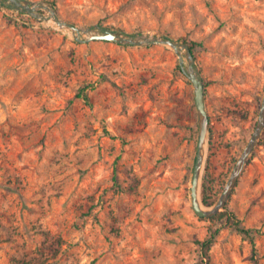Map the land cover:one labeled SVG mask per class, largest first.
I'll return each instance as SVG.
<instances>
[{
    "label": "rangeland",
    "instance_id": "obj_1",
    "mask_svg": "<svg viewBox=\"0 0 264 264\" xmlns=\"http://www.w3.org/2000/svg\"><path fill=\"white\" fill-rule=\"evenodd\" d=\"M33 1L83 27L196 43L210 116L200 196L214 205L264 99V0ZM39 13L0 0V264H199L213 232L209 264H264V132L224 209L253 244L194 209L199 113L178 53L78 38Z\"/></svg>",
    "mask_w": 264,
    "mask_h": 264
},
{
    "label": "water",
    "instance_id": "obj_2",
    "mask_svg": "<svg viewBox=\"0 0 264 264\" xmlns=\"http://www.w3.org/2000/svg\"><path fill=\"white\" fill-rule=\"evenodd\" d=\"M17 8L27 10L35 13L41 8L47 9L50 14H41L45 19L53 18L60 26L71 28L76 32L78 38L83 34L87 35L86 40L90 39H104L113 40L123 44H152L160 43L171 46L180 56V65L184 72L190 78L195 89V100L199 113L200 137L198 143V152L193 170L191 195L194 209L200 216L212 217L226 208V205L233 193V190L239 180V177L249 160V157L260 140L264 132V99L262 102L259 118L254 129V132L242 152L238 162L236 163L226 186L220 195L219 199L214 205L205 206L200 198V190L202 185L203 171L206 160V150L209 141L210 132V116L206 104V86L202 72L197 67L196 56L192 47L187 42L179 41L171 36L158 34H130L122 30L111 28H93L83 27L73 22L65 20L56 10L54 4L50 2H41L33 0H10ZM187 58V61L185 59Z\"/></svg>",
    "mask_w": 264,
    "mask_h": 264
},
{
    "label": "trees",
    "instance_id": "obj_3",
    "mask_svg": "<svg viewBox=\"0 0 264 264\" xmlns=\"http://www.w3.org/2000/svg\"><path fill=\"white\" fill-rule=\"evenodd\" d=\"M186 42V41H185ZM190 46L192 47V50L194 51V46L196 45L195 42H190ZM195 53V51H194ZM79 96H83L86 100L90 99L89 94L85 91L84 88L80 89V92L78 94ZM208 186L204 182L203 184V201L206 204H212L210 202V196L208 195ZM213 218H226L232 226H234L240 233H242L246 238H249L253 244H255L256 238L254 234V229L247 227L241 218L232 210H222L218 214L212 216ZM217 238V232H213L210 236L205 238L204 240H200V246L202 249L203 257L201 258V262L199 264H209V257H210V250L214 243L216 242Z\"/></svg>",
    "mask_w": 264,
    "mask_h": 264
},
{
    "label": "bare ground",
    "instance_id": "obj_4",
    "mask_svg": "<svg viewBox=\"0 0 264 264\" xmlns=\"http://www.w3.org/2000/svg\"><path fill=\"white\" fill-rule=\"evenodd\" d=\"M200 198H201V196H200Z\"/></svg>",
    "mask_w": 264,
    "mask_h": 264
}]
</instances>
